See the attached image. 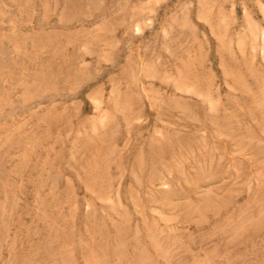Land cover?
Segmentation results:
<instances>
[{
  "label": "rangeland",
  "instance_id": "1",
  "mask_svg": "<svg viewBox=\"0 0 264 264\" xmlns=\"http://www.w3.org/2000/svg\"><path fill=\"white\" fill-rule=\"evenodd\" d=\"M0 264H264V0H0Z\"/></svg>",
  "mask_w": 264,
  "mask_h": 264
}]
</instances>
